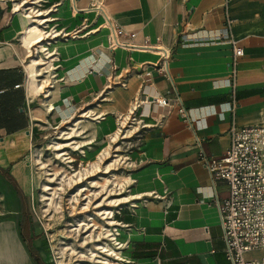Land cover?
<instances>
[{
	"label": "crops",
	"instance_id": "0c3cea01",
	"mask_svg": "<svg viewBox=\"0 0 264 264\" xmlns=\"http://www.w3.org/2000/svg\"><path fill=\"white\" fill-rule=\"evenodd\" d=\"M226 5L245 52L234 92ZM35 18L42 22L28 39L44 36L32 53L43 44L47 54L44 88L33 96L22 36ZM108 18L137 33L125 42L149 38L152 49H111ZM158 48L172 51L171 80L152 72L161 60ZM159 97L168 105L152 100ZM133 112L140 123L122 130L119 117ZM233 119L238 126L264 121V0H0V167L28 194L33 175L26 154L51 129L71 132L70 140L72 129L92 130L80 145L86 154L120 141L134 145L123 155L130 173L127 204L114 209L125 264H231L214 206L229 196V186L213 182L199 153L222 158ZM117 130L119 139L112 141ZM0 231L15 241L0 264H34L20 224L0 223ZM248 257H264V251Z\"/></svg>",
	"mask_w": 264,
	"mask_h": 264
},
{
	"label": "rangeland",
	"instance_id": "374dc122",
	"mask_svg": "<svg viewBox=\"0 0 264 264\" xmlns=\"http://www.w3.org/2000/svg\"><path fill=\"white\" fill-rule=\"evenodd\" d=\"M41 56L45 57L44 54ZM119 122L121 123V120ZM91 131L86 129L77 133L73 130L72 137L75 141L72 144L73 139L66 138L71 132L62 135L57 133L56 129H51L49 135L35 142L25 158L33 175V187L28 194H20L13 184L0 175L4 193L0 196V223L13 222L21 225V219L28 213L27 235L30 236V241L26 247L34 264H38L39 259L44 264H101L97 261L106 260L114 261L115 264L119 262L106 252H100L101 249L96 250V247L108 245L116 249L119 246V250H116L118 255L122 254V243L118 239L121 244H112L110 234L115 235L114 229L117 228L115 223H112L115 222L114 209L127 204L130 173L124 161L126 157L123 155L134 145L126 143L121 146L120 141L112 147L109 146V153L97 168L94 164L102 149L99 154H86L82 153L80 148V145L85 146L83 136L88 138ZM77 135L80 136L75 139L74 136ZM70 142L71 144H68ZM65 144L67 148L70 146L69 149L61 150ZM74 146L77 148L74 149ZM38 157L44 163L43 169L35 163ZM90 170L92 173L88 172ZM92 181L97 184L91 183ZM44 185L51 186L52 190L44 192ZM80 187H86L87 190L80 193ZM46 197L59 200V210L55 211L52 206H48L50 200H44ZM114 199L120 200L112 203ZM110 211L114 212L113 215L107 213ZM90 216L91 220L88 219ZM82 221L89 222L90 228L82 226L78 229L79 226L76 225ZM116 237L120 238V235ZM17 244L19 245L18 240ZM92 251L97 253L99 258L93 257ZM0 258H5L4 253ZM19 260L21 261V258ZM12 264L15 263L12 261ZM121 264L125 263L121 261Z\"/></svg>",
	"mask_w": 264,
	"mask_h": 264
},
{
	"label": "built area",
	"instance_id": "2783aa9c",
	"mask_svg": "<svg viewBox=\"0 0 264 264\" xmlns=\"http://www.w3.org/2000/svg\"><path fill=\"white\" fill-rule=\"evenodd\" d=\"M226 30L232 48L230 63V81L232 92L236 89L238 78L239 60L245 52L242 46L234 38L232 33L233 21L225 6ZM110 35L108 45L111 49L127 47L131 49H152L153 45L149 38H144L141 44L125 42V36L136 38L137 33H126L115 26L108 18ZM161 60L157 65L151 66L152 72H156L171 80L170 61L172 51L166 48H158ZM146 71L148 77L152 73ZM17 88L19 85L16 86ZM175 89V88H174ZM164 107L168 105L166 98H152ZM148 102V98H146ZM180 101V98H179ZM237 105H232L233 114ZM179 114L186 120L191 121L188 111L180 107ZM120 127L122 130L130 124H138V116L131 113L126 119L123 116ZM125 122V123H124ZM230 144L222 158L209 159L200 149L199 156L213 180L226 182L229 186V196L223 200L215 199L214 206L217 208L225 242V254L231 264H264V257L249 258L251 253L264 251V121L248 126H238L233 119L230 130ZM203 139H198V146ZM115 214L113 215V217ZM112 239V244L119 245L120 235L117 228ZM118 243V244H116ZM119 247V246H118Z\"/></svg>",
	"mask_w": 264,
	"mask_h": 264
},
{
	"label": "bare ground",
	"instance_id": "6f19581e",
	"mask_svg": "<svg viewBox=\"0 0 264 264\" xmlns=\"http://www.w3.org/2000/svg\"><path fill=\"white\" fill-rule=\"evenodd\" d=\"M26 2L27 1H24L23 2V7L25 6L26 7ZM28 3V2H27ZM21 6V7H22ZM16 8L17 9H19L20 8V6L19 5H16ZM16 9V10H17ZM24 11V10H23ZM17 12V11H16ZM32 14V13H31ZM24 17H30V13L29 12H27V13H25L24 14ZM30 20H32V19H30ZM31 22V21H30ZM35 24H32V25H30L29 27H27V29H26V31L23 33V36H22V39L25 41V42H27L28 44H27V47H28V55H29V61L28 62H25V65H24V68H25V70H26V73H27V77H28V80H27V86H28V89H29V92L33 95V96H35L38 92H40L41 93V91L43 90V88H44V84H45V82H43L42 80H41V73H42V71H43V69H44V64L46 63L45 62V58L44 57H42L41 56V54H44V55H46L47 53L46 52H44L45 51V46L43 45V44H41L40 46H38L37 47V50H36V53L34 54V53H32V50H31V45L33 44V43H35V44H37V43H39V41L40 40H42V37L44 36V34H38V36L35 38H32L31 40H29L28 38H31L32 36H33V34H35V32L36 31H38L39 30V25L41 24V20L39 19V18H35ZM46 37V36H45ZM34 50V49H33ZM50 80V79H49ZM53 84V83H52ZM49 87V86H48ZM44 93V92H43ZM48 94V93H47ZM49 95V94H48ZM47 99V98H46ZM158 105L159 106H161V107H164L162 104H159L158 103ZM51 106V105H50ZM125 123V122H124ZM102 127V126H101ZM102 129V128H101ZM72 130H74V129H72ZM95 130V129H94ZM103 131V130H102ZM119 132L120 131H118L117 130V132L115 133V135H113V137H112V141H116L117 139H119L118 138V135H119ZM77 133H79V132H77ZM84 141V140H83ZM84 143V142H83ZM115 143V142H114ZM84 144H86V143H84ZM56 146V145H55ZM92 146V145H91ZM109 146H111V145H109ZM109 146H105L104 148H102V153L98 156V160H97V162L94 164L95 165V167H97L98 168V166H99V163L101 162V161H103V158H105L104 156L105 155H107L108 153H109ZM75 147H77V146H75ZM57 148V147H56ZM111 149V148H110ZM83 152V151H82ZM58 156H59V154H57ZM118 157V156H117ZM35 163H37V165L39 166V168L41 169H43V167H45V166H43L44 165V163L41 161V159L38 157L37 159H35ZM106 169H107V167H106ZM107 171V170H106ZM88 172H91L92 173V171L90 170V171H88ZM79 179H81V178H79ZM91 183H93V184H97L96 182H91ZM78 184V183H77ZM92 187H93V185H92ZM81 188V190H80V193L81 192H85L86 190H87V188L86 187H80ZM43 189H44V192H48L49 190H52V188H51V186H49V185H44V187H43ZM55 194H58V193H55ZM54 195V194H53ZM57 198H58V196H57ZM44 200H50V203L48 204V206H52L54 209H55V211H57V210H59V207H60V205H59V207L57 206L59 203L57 202V201H59V200H57V201H55V199H53V197L52 198H49V197H46ZM120 199H114V200H112L111 202L112 203H117L118 201H119ZM77 201V200H76ZM61 203V202H60ZM109 215H113V211H110V212H107ZM88 219H92L91 218V216L88 218ZM112 223H115L116 224V222H112ZM90 223L89 222H86V221H82L79 225H76V226H79V228L78 229H80V227H82V226H88L89 228H90ZM87 227V228H88ZM112 235V236H111ZM110 236L112 237V239H114V235L113 234H110ZM120 239V238H119ZM14 240H13V238H12V235L10 234V233H5V232H2V231H0V255L1 254H3L4 253V255L6 254V252H7V250H9V251H13L14 249ZM107 244V243H106ZM116 244H118V243H116ZM18 245V244H17ZM98 249H101L102 251H100V252H103V253H107L108 254V256H111V257H113V259H117V260H119V262H117L116 264H121V261H122V259H121V255H118L119 253H118V251L117 250H119V248L117 247L116 249L115 248H112V247H109L108 245H106V246H97L96 247V250H98ZM94 252H95V250H94ZM92 256L93 257H98L99 258V256H98V254L97 253H93V251H92ZM0 261H5L4 259H1L0 258ZM97 263H101V264H115L114 263V261H108V260H106L105 262H100V261H97Z\"/></svg>",
	"mask_w": 264,
	"mask_h": 264
},
{
	"label": "flooded vegetation",
	"instance_id": "af4514ba",
	"mask_svg": "<svg viewBox=\"0 0 264 264\" xmlns=\"http://www.w3.org/2000/svg\"><path fill=\"white\" fill-rule=\"evenodd\" d=\"M28 226H29V217H28V213L24 214L23 218L21 219V228H22V232L24 234V236L27 238V244H29L28 241H30V236L27 235V231L29 230L28 229Z\"/></svg>",
	"mask_w": 264,
	"mask_h": 264
},
{
	"label": "trees",
	"instance_id": "16d2710c",
	"mask_svg": "<svg viewBox=\"0 0 264 264\" xmlns=\"http://www.w3.org/2000/svg\"><path fill=\"white\" fill-rule=\"evenodd\" d=\"M0 173L3 174L5 178L9 179L13 183V185L15 186V188L18 190L20 194H23L22 190L20 189L16 181L8 173H6L5 170L1 167H0ZM38 262L41 264H44L40 259L38 260Z\"/></svg>",
	"mask_w": 264,
	"mask_h": 264
}]
</instances>
